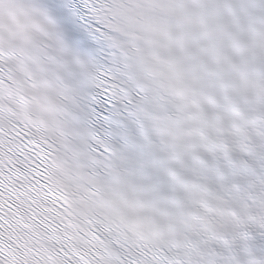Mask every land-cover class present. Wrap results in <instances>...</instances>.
<instances>
[{
    "label": "snow or ice",
    "instance_id": "1",
    "mask_svg": "<svg viewBox=\"0 0 264 264\" xmlns=\"http://www.w3.org/2000/svg\"><path fill=\"white\" fill-rule=\"evenodd\" d=\"M0 264H264V0H0Z\"/></svg>",
    "mask_w": 264,
    "mask_h": 264
}]
</instances>
